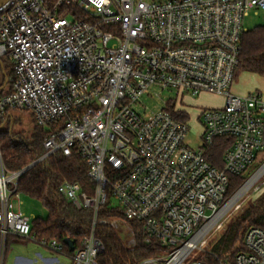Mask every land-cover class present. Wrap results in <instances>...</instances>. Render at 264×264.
<instances>
[{
  "label": "built area",
  "instance_id": "obj_1",
  "mask_svg": "<svg viewBox=\"0 0 264 264\" xmlns=\"http://www.w3.org/2000/svg\"><path fill=\"white\" fill-rule=\"evenodd\" d=\"M260 12L264 0H8L0 7V60L14 72L0 115L27 111L39 127L54 128L43 158L77 154L95 184L92 195L67 181L59 187L67 202L94 213L73 264H99L100 224L116 229L121 222L133 235L130 223H141L147 244L168 249L137 264H185L221 228L235 198L226 200L231 178L264 160L263 97L231 93L244 21ZM170 91L226 98L224 107L201 114L199 148L188 144L187 122L168 110L171 100L156 112L142 105ZM219 138L233 140L223 169L205 158ZM21 173H8L0 155V264L11 239L67 256L59 242L38 241L32 220L17 210ZM107 205L123 218L99 220ZM244 246L236 264H264V229L250 228Z\"/></svg>",
  "mask_w": 264,
  "mask_h": 264
},
{
  "label": "trees",
  "instance_id": "obj_2",
  "mask_svg": "<svg viewBox=\"0 0 264 264\" xmlns=\"http://www.w3.org/2000/svg\"><path fill=\"white\" fill-rule=\"evenodd\" d=\"M57 1L45 0L48 6L55 5ZM242 48L236 77L240 72H247L264 78V25L255 27L244 34ZM0 67L5 71V80L8 84L7 88L0 90L1 101L11 95L14 72L8 59H1ZM168 110L178 120L188 121L186 113H176L173 106ZM8 112L9 109L3 116L0 115V154L5 170L16 174L46 155L44 143L54 128H42L35 123L36 126L29 138L17 136L10 131L9 127L2 128ZM232 145V139H217L212 147L205 150L206 160L212 166L223 169L224 155ZM88 173L89 166L79 155L66 157L58 152L24 173L17 185L21 195L39 201L48 213L46 219L32 221V234L38 241L59 242L70 257L75 251L71 252L65 242L72 241L75 250L81 248L84 240L91 234L94 213L91 210H78L73 204L67 202L59 194V187L67 181L79 184L85 192L92 195L95 184L88 177ZM250 175L251 173L231 178L227 201L238 193ZM122 218L123 215L119 209H112L109 205L103 207L99 213V220L111 221ZM130 227L133 230L132 239L135 240L132 246L123 243L115 228L102 224L97 226L96 238L104 248L98 259L99 264H137L161 257L168 252V249L157 240H152L150 244L146 243L145 229L141 223L131 222ZM252 227L264 229V194L235 217L212 246L211 251L217 259L206 256L200 261L204 264H219V260H223L222 262L228 264H236L237 255L245 251V234Z\"/></svg>",
  "mask_w": 264,
  "mask_h": 264
},
{
  "label": "rangeland",
  "instance_id": "obj_3",
  "mask_svg": "<svg viewBox=\"0 0 264 264\" xmlns=\"http://www.w3.org/2000/svg\"><path fill=\"white\" fill-rule=\"evenodd\" d=\"M69 19L72 20L73 18L70 17ZM260 25H263L262 18L254 17L252 14L244 21V28L247 30H252L253 28ZM5 76V71L0 67V90L5 89L8 86L7 80H5ZM231 93L235 95L232 92V89ZM177 95H179L177 94V92L170 91L161 93L160 98L152 99L145 97L142 101V105L148 107L149 111L156 112L163 107L164 102L171 100L173 106H176L178 110L188 115L187 124L190 128L188 143L191 147L196 149L201 145V138L204 131L200 120L201 114L206 110L219 109L224 107V105L222 106V104L223 102H225L226 98L210 94H201L198 97H192L191 95L183 93H181L179 96ZM4 122L5 123L2 125V128L9 127L10 131H12L14 134H17V136H22L26 139L31 136L36 126L33 115L30 112L17 109H10L9 112L5 115ZM263 164L264 160L260 161L257 164L251 175L248 177L247 182L259 171ZM263 194L264 174L241 199H239L232 205L223 220L221 228L215 229L206 239L204 244L200 246L198 250L191 254V256L186 260L185 264L202 263L200 259H203L206 256L217 259L211 251L212 246L224 233L228 224H230V222L235 217L240 215L252 203L256 202L258 198ZM233 198L234 196L231 199ZM110 200L112 204L116 205V201L113 198H111ZM16 206L17 210L19 209L26 217L30 218L32 221L35 219L47 218L48 213L46 209L37 200L22 195L20 207L18 205V202H16ZM116 231L125 245H133V239L131 236L132 234L127 231V228L123 223H118ZM44 259H56L60 264H69L70 262L67 257L55 255L34 241L11 239L7 250L5 264H45L43 262ZM35 261L37 263H35ZM222 261L223 260H219V264H221Z\"/></svg>",
  "mask_w": 264,
  "mask_h": 264
},
{
  "label": "crops",
  "instance_id": "obj_4",
  "mask_svg": "<svg viewBox=\"0 0 264 264\" xmlns=\"http://www.w3.org/2000/svg\"><path fill=\"white\" fill-rule=\"evenodd\" d=\"M252 15L254 17L262 18V24L264 25V13L263 12H260L258 14H252ZM263 25H260V26H263ZM248 31L249 30H247V32ZM253 75L254 74L247 73V72L238 73L235 83L232 87V92L239 97H246L255 92H258L262 95L263 100H264V78L257 76V75L255 76ZM255 77H258V78H255ZM223 105H225V102H223L222 106ZM64 257H67V259L70 260L69 264H73V260L70 256L67 255ZM43 262L45 264H60L56 259H44ZM35 263L37 262L35 261Z\"/></svg>",
  "mask_w": 264,
  "mask_h": 264
},
{
  "label": "bare ground",
  "instance_id": "obj_5",
  "mask_svg": "<svg viewBox=\"0 0 264 264\" xmlns=\"http://www.w3.org/2000/svg\"><path fill=\"white\" fill-rule=\"evenodd\" d=\"M263 174L264 167L246 184V186L240 191V193H238V195L233 199L230 205H233L239 199H241L257 183V181L263 176Z\"/></svg>",
  "mask_w": 264,
  "mask_h": 264
},
{
  "label": "water",
  "instance_id": "obj_6",
  "mask_svg": "<svg viewBox=\"0 0 264 264\" xmlns=\"http://www.w3.org/2000/svg\"><path fill=\"white\" fill-rule=\"evenodd\" d=\"M8 0H0V7L4 4V3H6ZM42 160H44V158L43 159H41L40 161H38V162H36V163H34L33 165H31L30 167H28L27 169H25L24 171H22V173H21V175H23L24 173H26L27 171H29L30 169H32L35 165H37L39 162H41ZM261 169V168H260ZM258 173V172H257ZM250 181V180H249ZM248 181V182H249ZM247 182V183H248ZM246 183V184H247ZM246 184L239 190V192L246 186ZM238 192V193H239ZM238 193L234 196V197H236L237 195H238ZM65 244L69 247V249L71 250V252H74L75 251V248H74V244H73V242L72 241H70V240H67L66 242H65Z\"/></svg>",
  "mask_w": 264,
  "mask_h": 264
}]
</instances>
